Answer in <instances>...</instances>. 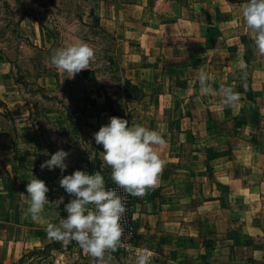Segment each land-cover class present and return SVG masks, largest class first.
<instances>
[{
    "label": "crops",
    "instance_id": "1",
    "mask_svg": "<svg viewBox=\"0 0 264 264\" xmlns=\"http://www.w3.org/2000/svg\"><path fill=\"white\" fill-rule=\"evenodd\" d=\"M156 1L118 0L110 7L112 13L106 12L102 25L116 40L124 80L137 87L140 96L128 98L133 108L127 117H119L112 114L102 94L100 100L107 108L103 105L100 117H91L96 132L110 117H119L130 126L157 130L167 141L160 149L165 166L157 186L143 197H132L128 248L149 255L150 264H247L253 260L264 264V247L259 243L264 234L261 204L259 214L250 218L234 213L230 204L234 196L261 203L264 194L257 190L237 197L228 191L227 185L234 180L227 158L234 146H221L226 133L219 131V117L213 116L215 104L222 106L216 77L217 64L226 61V47L220 45L213 24L185 16L184 9L195 15L196 5L163 0L160 6ZM9 68L0 54V100L9 107L15 126L11 135L0 124V264H11L54 243L57 239L50 236L48 225L59 224L66 216L63 204L59 208L46 205L36 221L26 215L30 203L24 196L26 185L32 176L39 179L33 155L36 138L28 111L19 113L28 106L20 100ZM200 70L211 76L213 91L208 95L199 90ZM247 175L241 176V183H250ZM46 186L50 202L63 196L66 204L74 198L59 180ZM250 195L256 198L249 199ZM247 230L255 233L256 242L246 241Z\"/></svg>",
    "mask_w": 264,
    "mask_h": 264
},
{
    "label": "rangeland",
    "instance_id": "2",
    "mask_svg": "<svg viewBox=\"0 0 264 264\" xmlns=\"http://www.w3.org/2000/svg\"><path fill=\"white\" fill-rule=\"evenodd\" d=\"M116 2L118 0H0V54L8 62L20 100L28 106L19 113L28 111V117L33 120L34 162L39 179L46 184L57 183L62 175L75 170L100 171L105 184L110 181L111 169L105 166L100 153L103 148L93 140L96 130L91 117H100V107L105 105L100 100L102 94L107 97L110 111L119 117H127L134 105L132 100L140 96L137 87L124 80L116 40L102 25L103 18L112 13L110 7ZM162 2L156 1L160 6ZM180 2L186 7H197L195 15L184 9L185 16L199 18L204 24L210 22L216 28L220 45L226 47L223 51L226 61L217 64V87L232 86L242 97L240 104L232 106H220L217 102L213 115L219 117V131L226 133L221 146H234L230 159L227 158L232 164L229 173L234 180L227 185L228 191L237 197L257 193V190L264 194V53L255 45L254 36L243 21L240 12L243 0H176ZM78 40L94 49L95 59L89 69L69 79L67 73L50 63V57L56 49ZM240 60L247 65L243 72L238 68ZM88 70L93 71L94 81L84 77ZM3 103L0 102V124L12 135L14 116ZM70 113L75 115L71 121L67 117ZM58 149L70 153L65 161L66 171L42 170L40 164ZM242 167L245 169L241 170ZM246 172L250 183H241V176ZM233 198L230 204L234 213L248 218L261 213L264 220V200L257 203ZM252 198L256 195H250L249 199ZM258 204H261L259 213ZM247 231L246 241L256 242L255 233ZM259 243L264 247V234ZM141 254L142 251L132 247H123L106 253L105 260L107 264H136ZM11 264L104 262L84 253L80 247L64 246L57 239ZM247 264L255 263L253 260Z\"/></svg>",
    "mask_w": 264,
    "mask_h": 264
},
{
    "label": "clouds",
    "instance_id": "3",
    "mask_svg": "<svg viewBox=\"0 0 264 264\" xmlns=\"http://www.w3.org/2000/svg\"><path fill=\"white\" fill-rule=\"evenodd\" d=\"M240 12L246 27L254 36V43L264 53V0H243ZM95 59L94 49L84 41H75L60 47L50 57V63L67 73L72 79L82 70L89 69ZM242 72L247 65L243 60L238 63ZM211 76L205 70L198 73V84L201 95L211 91ZM221 104L232 106L240 104L242 97L232 86H221L219 89ZM222 115V113H221ZM96 145H102L103 161L111 169V179L115 185L132 196L143 197L149 189H154L165 166L160 154L167 141L161 132L140 124L131 125L119 117H110L93 134ZM48 155L47 152L44 153ZM70 155L68 151L58 149L50 158L40 164V168L49 171L59 169L64 173L68 167L65 162ZM59 185L65 193L74 197L64 203V197L50 202L46 194L49 188L43 180L32 176L26 185L25 198L30 202L26 215L36 221L41 219L46 205L59 208L64 205L66 216L59 224H49L50 236L68 243L77 242L82 251L107 264L105 254L115 251L121 242L123 228L120 224L126 212L124 197L114 188H108L100 171L90 173L75 170L72 174L62 175ZM136 264H150V256L141 254Z\"/></svg>",
    "mask_w": 264,
    "mask_h": 264
},
{
    "label": "built area",
    "instance_id": "4",
    "mask_svg": "<svg viewBox=\"0 0 264 264\" xmlns=\"http://www.w3.org/2000/svg\"><path fill=\"white\" fill-rule=\"evenodd\" d=\"M106 187L114 188L120 196L124 197L126 212L122 215V217L120 219V224H121L124 231H123V235L121 238V242H120L119 246L116 248V250L123 248V247L128 248V246L131 242V237H132L131 229H132V219H133V217H132V197L133 196L126 193L123 189L117 187L113 181H108V184H106ZM61 243L64 246L73 245V246L80 247L77 244V242H75L74 240L71 242H68V243H64V242H61ZM109 252H112V251H109ZM109 252H107V253H109Z\"/></svg>",
    "mask_w": 264,
    "mask_h": 264
},
{
    "label": "trees",
    "instance_id": "5",
    "mask_svg": "<svg viewBox=\"0 0 264 264\" xmlns=\"http://www.w3.org/2000/svg\"><path fill=\"white\" fill-rule=\"evenodd\" d=\"M84 77H85L86 79H89L90 81H94L93 71H92V70L85 71V72H84ZM126 82H128V81H126ZM128 83H129V82H128ZM137 89H138V88H137ZM138 90H139V89H138ZM139 92H140V90H139ZM0 102H2V101L0 100ZM2 104L4 105L3 102H2ZM112 114H113V115H117V113H115V112H112ZM67 117H68V119L71 121V120H72L71 117H75V115L72 114V113H70V114L67 115ZM88 172H90V171H88ZM90 173H91V172H90Z\"/></svg>",
    "mask_w": 264,
    "mask_h": 264
}]
</instances>
